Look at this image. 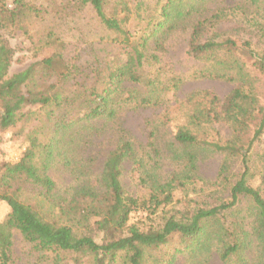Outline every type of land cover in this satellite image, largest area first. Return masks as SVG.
I'll return each mask as SVG.
<instances>
[{
    "label": "trees",
    "instance_id": "1",
    "mask_svg": "<svg viewBox=\"0 0 264 264\" xmlns=\"http://www.w3.org/2000/svg\"><path fill=\"white\" fill-rule=\"evenodd\" d=\"M220 1L48 0L45 5L40 0H0V131L19 124L27 141L17 162L0 163V200L9 207L0 220V264H15L17 237L34 264H174L182 254L213 247L225 264H248L245 251L255 253L253 264H264V151H256L257 164L250 161L253 145L264 133V86L257 85L264 77V47L222 30L229 12H239L244 20L238 30L248 32L249 21L256 35L264 32L258 21L264 16V0H235L232 6ZM83 10L104 33L90 42L82 39L84 55L78 51L66 58L65 32L73 36L80 31L84 24L78 14ZM183 21L190 23L186 55L197 66L203 62L196 77L234 82L223 99L208 92L202 101L195 99L189 121L197 127L204 119L228 122L232 133L223 142L208 141L180 127L174 135L184 148L180 173L164 182L149 177V195L136 197L122 184V170L126 160L138 162L141 169L142 164L116 116L129 103L158 106L168 90L178 87V76L164 81L148 73L154 64L158 69L164 65L162 38ZM12 33L30 40L35 58L14 73L15 47L6 37ZM112 127L118 141L105 155L99 188L76 190L87 199L82 203L76 193L68 200L55 194L48 173L55 154L70 160L72 152L75 160L77 147ZM202 150L223 155L220 174L231 158L242 164L229 185L230 200L186 206L160 221L129 223L134 212L154 216L170 203L174 190L196 177ZM33 195L39 197L35 203L29 201ZM239 206L237 213H249L241 218L248 228L237 222L239 215H228L229 224L219 229L207 227L209 220Z\"/></svg>",
    "mask_w": 264,
    "mask_h": 264
},
{
    "label": "rangeland",
    "instance_id": "2",
    "mask_svg": "<svg viewBox=\"0 0 264 264\" xmlns=\"http://www.w3.org/2000/svg\"><path fill=\"white\" fill-rule=\"evenodd\" d=\"M234 1L222 0L220 3L224 6H232ZM40 2L47 5L48 0H40ZM216 2H219V0H216ZM85 11L83 10L78 14V17L83 18L81 21L84 24L80 27V31L73 36H71L70 31L65 32L66 49L64 54L66 58L74 56L78 51H83L82 48L86 46L85 40L84 42L82 41L83 38L90 42L92 37L94 40L100 39L102 33H104L102 26L91 17L90 13ZM227 11L229 12V10ZM229 13L222 25L224 32L234 34L236 37L248 36L253 41L257 40V42L261 43L259 46L264 47V32L260 30L256 35L249 21L245 23L248 32L238 30L236 26H238L240 21L244 20L242 15L239 12ZM258 21L264 28V16L259 17ZM178 23L175 30L170 31L162 38L167 49L163 58L164 65H161V69H158V65L154 64L148 73L151 77L164 78V81H167V78L173 75L178 76V87L174 90H168V93L158 106L135 107L134 104L129 103L121 106V110L116 116L125 135L134 144L137 153L136 160L142 164L141 169L138 162L134 163L126 160L122 170V184L136 197L144 198L149 195L150 185L152 184L150 180L164 182L180 173L181 170L177 171L182 166L183 156L181 158L180 154H183L184 148L174 138L176 131L180 127H188L193 132H196L200 138L208 141L223 142L232 133L231 125L228 122H209L204 119L198 123L197 127L195 123H190L189 121V111L195 99L202 101L204 92L215 94L218 98L223 99L233 89L234 82L220 78L196 77L195 70L199 69L203 62L198 61L197 66L195 61L186 55L189 40V28H187V25L190 23L187 24L188 21ZM13 34L6 36L11 46L15 47V59H17L13 61L10 73L23 69L35 60L32 55L30 40L23 35ZM237 42H240V40L237 39ZM99 45L101 46L102 44ZM257 85L264 86V77L257 81ZM19 129L20 126L18 124L15 127L0 131V163H15L22 155L27 141L20 134ZM118 135L115 127L98 134L86 145L76 148V153L78 152L81 157L76 155L75 157L77 158L75 160H73L72 152L68 154L70 160L66 159L62 154H55L54 162L48 171L55 183V194L61 195L63 198L67 197L68 200L76 193L75 199L81 203L85 202L87 199L78 197L77 191L81 187L99 188L98 179L102 171L103 160L118 141ZM256 151H264V133L253 145L250 157L252 165L258 162V157L255 156ZM222 160L223 155L220 153L208 150L200 151L196 162V177L189 180V182L187 181L184 188L174 190L172 201L165 206H161L154 216H147L144 211H137L131 214L129 223H148L153 218L160 221L163 216L170 215L186 206H210L229 201V185L242 170V164L239 159L231 158L224 174H220ZM255 160L257 161L254 162ZM149 177L150 180L148 179ZM24 197L28 199L27 193L24 194ZM34 197L39 199L37 195H33L30 196L29 201L35 203L36 198ZM240 208L242 207L239 206L237 211L228 210L221 214L226 216L209 220L206 223L207 227L209 229H219L222 224H229L228 222L231 219L228 215H239L237 222L244 224V227L248 228L249 223L241 218L244 217L243 215H249V213L246 210L237 213ZM8 211L9 207L7 204L0 200V220L6 216ZM50 216L53 215H47V217ZM26 249L17 237L14 245L15 264H34L33 258H29L27 252H25ZM245 255L248 257V264H253L255 253L253 251H245ZM174 264L225 263L213 247L206 253L198 254V251H196L195 255H192V253L182 254Z\"/></svg>",
    "mask_w": 264,
    "mask_h": 264
}]
</instances>
